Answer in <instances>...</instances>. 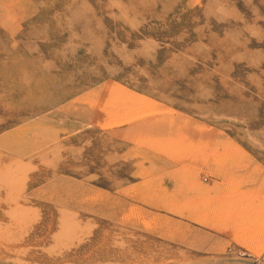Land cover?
<instances>
[{"label":"rangeland","instance_id":"rangeland-1","mask_svg":"<svg viewBox=\"0 0 264 264\" xmlns=\"http://www.w3.org/2000/svg\"><path fill=\"white\" fill-rule=\"evenodd\" d=\"M0 186V264H264V0H0Z\"/></svg>","mask_w":264,"mask_h":264},{"label":"bare ground","instance_id":"bare-ground-1","mask_svg":"<svg viewBox=\"0 0 264 264\" xmlns=\"http://www.w3.org/2000/svg\"><path fill=\"white\" fill-rule=\"evenodd\" d=\"M99 2V1H98ZM233 34V33H232ZM88 93V92H87ZM150 112V111H149ZM128 114V113H127ZM158 122V121H157ZM153 123V122H152ZM184 123V122H183ZM176 125V124H175ZM143 130V129H142ZM130 131V130H129ZM189 131V130H188ZM142 132V131H141ZM133 134V133H132ZM140 135V134H139ZM144 135V134H143ZM123 137V136H122ZM204 142V141H203ZM207 142V141H206ZM227 142V141H226ZM195 143V142H194ZM210 143V142H209ZM215 143V142H214ZM218 145V144H217ZM229 146V145H228ZM208 147V146H207ZM215 149V148H214ZM203 150V149H202ZM226 150V149H225ZM224 151V150H223ZM227 151V150H226ZM237 151V150H236ZM228 153V152H227ZM223 154H221V156H222ZM225 155V154H224ZM218 156V155H217ZM184 157H186V156H184ZM212 157V156H211ZM216 157V156H215ZM219 157V156H218ZM209 159V158H208ZM223 159V158H222ZM225 159V158H224ZM230 159V158H229ZM171 160V159H170ZM220 160V159H219ZM199 161V160H198ZM227 161V160H226ZM180 162V161H179ZM206 162V161H205ZM212 162V161H211ZM219 162H221V161H219ZM213 163V162H212ZM211 163V164H212ZM180 164V163H179ZM139 165V164H138ZM182 165V164H181ZM180 165V166H181ZM184 165V164H183ZM199 165V164H198ZM197 165V166H198ZM222 165V164H221ZM177 166V165H176ZM206 166V165H205ZM208 166V165H207ZM33 167V166H32ZM184 167V166H183ZM217 167V166H216ZM219 167V166H218ZM222 167V166H221ZM224 167V166H223ZM202 168V167H201ZM185 169V168H184ZM193 169V168H192ZM212 169V168H211ZM218 169H222V168H218ZM182 170H183V168H182ZM191 170V169H190ZM220 170H218V171H220ZM210 171V170H209ZM214 171V170H213ZM197 172V171H196ZM204 172V171H203ZM216 172H217V170H216ZM177 173V172H176ZM208 174H209V172H207ZM182 174V173H181ZM185 174V173H184ZM218 174V173H217ZM191 176V175H190ZM189 176V177H190ZM185 177V176H184ZM186 178V177H185ZM193 179V178H192ZM151 180V179H150ZM153 180V179H152ZM183 180V179H182ZM181 181V180H180ZM227 181V180H226ZM143 182V181H142ZM4 183H6V182H4ZM195 183V182H194ZM229 183V182H228ZM2 184V183H1ZM152 184V183H151ZM184 184V183H183ZM201 184V183H200ZM199 184V185H200ZM10 184L8 183V186H9ZM13 185V184H12ZM16 185V184H15ZM220 185V184H219ZM17 186V185H16ZM193 186V185H192ZM200 186H202V185H200ZM215 186V185H214ZM213 186V187H214ZM1 187V186H0ZM14 187V186H13ZM13 187H11V188H13ZM148 187V186H147ZM186 187V186H185ZM191 187V186H190ZM218 187V186H217ZM229 187V186H228ZM128 188V187H127ZM134 188V187H133ZM208 188V187H207ZM179 189V188H178ZM186 189V188H185ZM200 189V188H199ZM211 189H213V188H211ZM219 189V188H218ZM221 189V188H220ZM164 190V189H163ZM181 190V189H180ZM205 190V192L207 191L206 189H204ZM216 190V189H215ZM194 191V190H193ZM195 191H197V190H195ZM200 191V190H199ZM210 191V190H209ZM223 191H225V190H223ZM9 192V191H8ZM153 192V191H152ZM177 192V191H176ZM202 192V191H201ZM138 193V192H137ZM186 193V192H185ZM198 193V192H197ZM214 193V192H213ZM222 193V192H221ZM224 193V192H223ZM239 193V192H238ZM237 193V194H238ZM196 194V193H195ZM199 195V194H198ZM216 195V194H215ZM239 195H240V193H239ZM258 195V194H257ZM14 197V196H13ZM182 197V196H181ZM186 197V196H185ZM238 197V196H237ZM18 198V197H17ZM16 198V199H17ZM175 198V197H174ZM194 198V197H193ZM10 199V198H9ZM185 199V198H184ZM198 199H199V197H198ZM197 199V200H198ZM258 199V198H257ZM208 200V199H207ZM218 200V199H217ZM172 201H173V199H172ZM172 201H170L171 203H172ZM192 201V200H191ZM175 202V201H174ZM221 202V201H220ZM223 202V201H222ZM20 203V202H19ZM177 203V202H176ZM193 203H195V202H193ZM207 203V202H206ZM254 203V202H253ZM185 204V203H184ZM217 204V203H216ZM178 205V204H177ZM182 205V204H181ZM180 205V206H181ZM191 205V204H190ZM198 205V204H197ZM224 205H225V203H224ZM187 206H188V204H187ZM195 206V205H194ZM205 206V205H204ZM215 206V205H214ZM27 207V206H26ZM176 207V206H175ZM184 207V206H183ZM196 207V206H195ZM209 207V206H208ZM216 207V206H215ZM205 208V207H204ZM211 208V207H210ZM235 208V207H234ZM165 210H166V208H164ZM29 210V209H28ZM177 210V209H176ZM187 210V209H186ZM174 211V210H173ZM181 211V210H180ZM198 211V210H197ZM199 211H200V209H199ZM219 211V210H218ZM188 212V211H187ZM217 212V211H216ZM222 212V211H221ZM220 212V213H221ZM31 213V212H30ZM175 213V212H174ZM189 213V212H188ZM187 213V214H188ZM200 213H201V211H200ZM209 213V212H208ZM211 213V212H210ZM212 213H214V212H212ZM68 214V213H67ZM178 214V213H177ZM12 214H10V216H11ZM76 215V214H75ZM200 215V214H199ZM205 215V214H204ZM211 215V214H210ZM214 215V214H213ZM197 216V215H196ZM37 217V216H36ZM195 217V216H194ZM204 217V216H203ZM213 217V216H212ZM209 218V217H208ZM216 218V217H215ZM77 219V218H76ZM195 220H197L196 218H195ZM234 220V219H233ZM80 221V220H79ZM35 222V221H34ZM145 226V225H144ZM244 226V225H243ZM23 227V226H22ZM96 229V228H95ZM121 233H123V232H121ZM23 235V234H22ZM71 235V234H70ZM114 235V234H113ZM117 235V234H116ZM121 235V234H120ZM16 237V236H15ZM86 237V236H85ZM122 237V236H121ZM17 238V237H16ZM136 238V237H135ZM244 238V237H243ZM87 239V238H86ZM118 239V238H117ZM116 239V240H117ZM72 240V239H71ZM242 240V239H241ZM15 241V240H14ZM73 241V240H72ZM9 242V241H8ZM11 242V241H10ZM111 243V242H110ZM126 243V242H125ZM60 244V243H59ZM66 244V243H65ZM63 245H64V243H63ZM60 246V245H59ZM58 246V247H59ZM74 247V246H73ZM76 247V246H75ZM74 247V248H75ZM112 247V246H111ZM124 247H125V245H124ZM127 247V246H126ZM59 249V248H58ZM68 249V248H67ZM111 249H113V248H111ZM124 249V248H123ZM64 250H65V248H64ZM69 251V250H68ZM112 251V250H111ZM59 252V251H58ZM68 253V252H67ZM54 254H56V253H54ZM59 254V253H58ZM18 256V255H17ZM19 257H20V255H19ZM62 257V256H61ZM151 264V263H150Z\"/></svg>","mask_w":264,"mask_h":264}]
</instances>
